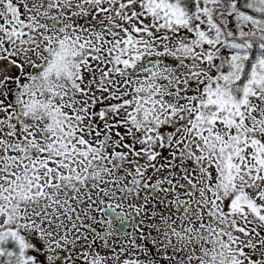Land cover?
Listing matches in <instances>:
<instances>
[{"label": "snow or ice", "instance_id": "obj_1", "mask_svg": "<svg viewBox=\"0 0 264 264\" xmlns=\"http://www.w3.org/2000/svg\"><path fill=\"white\" fill-rule=\"evenodd\" d=\"M0 264H264V0H0Z\"/></svg>", "mask_w": 264, "mask_h": 264}]
</instances>
